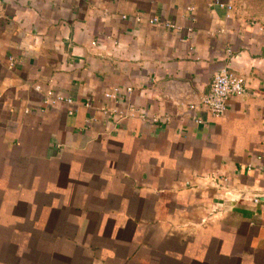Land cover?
Listing matches in <instances>:
<instances>
[{
    "label": "crops",
    "instance_id": "crops-1",
    "mask_svg": "<svg viewBox=\"0 0 264 264\" xmlns=\"http://www.w3.org/2000/svg\"><path fill=\"white\" fill-rule=\"evenodd\" d=\"M243 4L0 0V264H264V26ZM223 67L247 93L196 123ZM128 107L147 119L103 111Z\"/></svg>",
    "mask_w": 264,
    "mask_h": 264
},
{
    "label": "built area",
    "instance_id": "built-area-1",
    "mask_svg": "<svg viewBox=\"0 0 264 264\" xmlns=\"http://www.w3.org/2000/svg\"><path fill=\"white\" fill-rule=\"evenodd\" d=\"M221 7H226L229 10L232 9V5L225 4L222 2H217ZM136 22L142 23L147 22L152 25L164 27L170 30H179L175 23L169 20H164L159 17L143 18L141 16L135 17ZM230 55V50H227ZM12 60V59H11ZM13 62V61H11ZM37 92H43L40 85L35 86ZM132 89H126V92H131ZM247 93L246 84L242 77L235 75L229 70V67H223L217 71L210 85L209 92L200 97L197 103H191L188 105V110L193 116L196 123H203V119L197 116V111L203 109L207 111L210 115L214 117H221L226 114L229 109V103L232 97L245 96ZM123 95V91L120 87H114L110 91L104 94L106 99L112 100L115 103H119ZM42 103L45 106H54L60 103H64L69 107V114H73L75 111L76 102L67 96L60 95L52 89H47L43 92ZM89 105V104H87ZM109 115L118 117L119 119L125 116H137L142 120L147 119V114L144 111L137 110L134 107H128L126 109L113 108L112 110L103 109ZM153 121H157L158 118H152ZM213 184L223 192L224 196L232 201H250L252 204L257 205L262 202V196L259 194L251 193L248 191L238 190L237 188L231 187L230 178L226 175H214L211 177Z\"/></svg>",
    "mask_w": 264,
    "mask_h": 264
},
{
    "label": "rangeland",
    "instance_id": "rangeland-1",
    "mask_svg": "<svg viewBox=\"0 0 264 264\" xmlns=\"http://www.w3.org/2000/svg\"><path fill=\"white\" fill-rule=\"evenodd\" d=\"M243 6L250 8L255 19L264 26V0H243Z\"/></svg>",
    "mask_w": 264,
    "mask_h": 264
}]
</instances>
